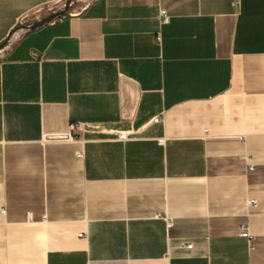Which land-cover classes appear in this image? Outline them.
Returning <instances> with one entry per match:
<instances>
[{
	"label": "crops",
	"instance_id": "1",
	"mask_svg": "<svg viewBox=\"0 0 264 264\" xmlns=\"http://www.w3.org/2000/svg\"><path fill=\"white\" fill-rule=\"evenodd\" d=\"M61 2L0 0V264H264V0Z\"/></svg>",
	"mask_w": 264,
	"mask_h": 264
},
{
	"label": "built area",
	"instance_id": "2",
	"mask_svg": "<svg viewBox=\"0 0 264 264\" xmlns=\"http://www.w3.org/2000/svg\"><path fill=\"white\" fill-rule=\"evenodd\" d=\"M159 18H160V24H162V25H166V24H168V23L170 22V18H169L168 14L166 13V11H165L164 9H160V10H159ZM161 121H162V117H155V118H153V123L156 124V125L161 124ZM117 138H118L119 140H121V141H125V140H128V135L125 134V133H123V134H119V135L117 136ZM164 142H165V139H164V138L159 139V140L157 141V143H158L160 146H162V145L164 144ZM78 157H80V155H78ZM249 205L252 206V207H254V206H255V202L252 201V202H250ZM1 214L5 215V209H2V210H1ZM157 217H160V216H157ZM164 220H165V223H166L167 227H171V226H172V225H171V220H170L168 217L165 216V217H164ZM81 236H82V235L80 234L79 237H81ZM239 237H241V238H243V239L246 238V239H248V240H251V236H250V234H249L248 227H245V226H244V227L241 229V231H240V233H239ZM184 248L190 250V249L192 248V245H187V244H186V245L184 246Z\"/></svg>",
	"mask_w": 264,
	"mask_h": 264
},
{
	"label": "rangeland",
	"instance_id": "3",
	"mask_svg": "<svg viewBox=\"0 0 264 264\" xmlns=\"http://www.w3.org/2000/svg\"><path fill=\"white\" fill-rule=\"evenodd\" d=\"M68 1L70 2V5H73L71 7V9H72V8H78L79 6L80 7L81 6H84L86 3L91 2V1H94V0H68ZM58 5H59V9L58 10L56 9V11L62 10L64 8V0H62V2L60 4H58ZM53 12L54 11H47V12L43 13L42 16H40L38 20L27 21V24H25V25H29V24L35 23V22H37L39 20L45 19V18H47V16H49ZM23 32H24L23 31V28L22 27H19V28H17L15 30V33L12 36L13 37H15V36L17 37V33L23 34Z\"/></svg>",
	"mask_w": 264,
	"mask_h": 264
},
{
	"label": "water",
	"instance_id": "4",
	"mask_svg": "<svg viewBox=\"0 0 264 264\" xmlns=\"http://www.w3.org/2000/svg\"><path fill=\"white\" fill-rule=\"evenodd\" d=\"M69 4H70V2L67 1L66 4H65V9L62 10V12L56 13V14H54L52 16H48L46 19L38 21L37 23L31 25L30 27H27L26 31H31V30H33V29H35L37 27H40V26H43V25L47 24L48 22H51V20H53L54 18L62 16L63 13L65 12V10L68 9V7L70 6ZM5 44H6V42L1 43L0 44V49H2L5 46Z\"/></svg>",
	"mask_w": 264,
	"mask_h": 264
}]
</instances>
